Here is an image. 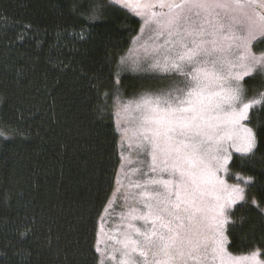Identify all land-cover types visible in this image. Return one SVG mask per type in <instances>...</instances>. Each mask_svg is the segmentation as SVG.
Listing matches in <instances>:
<instances>
[{
	"label": "snow or ice",
	"instance_id": "snow-or-ice-1",
	"mask_svg": "<svg viewBox=\"0 0 264 264\" xmlns=\"http://www.w3.org/2000/svg\"><path fill=\"white\" fill-rule=\"evenodd\" d=\"M111 3L131 7L143 17L141 33L150 28L152 44L142 47L146 70L156 74L152 77L156 83L130 99H122L117 90L112 94L113 105H98V111L114 109L126 125H133L118 128L121 140L128 141L135 155L144 157L137 160L139 167L125 174L127 184L118 179L119 199H109L104 207L102 220L115 213L121 223L111 229V247L101 250L97 243L98 264H264L260 248L242 256L227 251L230 217L226 208L247 201L240 183L227 185L216 175L227 172L229 148L248 162L264 149V141L253 129L241 124L249 119V110L264 106V91L249 97L243 83L256 73L264 87V52L252 50L253 41L264 38V0ZM102 7L92 0L87 8L90 14L84 18L96 19ZM79 38H85L83 32ZM119 68L127 70L124 57ZM132 70H140L139 61H134ZM236 179L253 183L251 176ZM220 191H227V198ZM8 198L5 194L4 199ZM251 204L264 216V208L255 199ZM8 220L0 214V224ZM16 233L0 242V264H77L76 256L82 254L71 235L58 243L61 237L52 228L32 243L34 227L18 226Z\"/></svg>",
	"mask_w": 264,
	"mask_h": 264
},
{
	"label": "trees",
	"instance_id": "trees-1",
	"mask_svg": "<svg viewBox=\"0 0 264 264\" xmlns=\"http://www.w3.org/2000/svg\"><path fill=\"white\" fill-rule=\"evenodd\" d=\"M90 2L0 0V130L5 133L0 136V214L9 218L0 224V242L11 240L25 224L35 228L29 243L52 228L61 237L58 243L65 235L78 241L77 264H98L101 216L114 193L119 199L121 165L134 153L121 140V117L114 109L98 111V105H113L117 90L130 99L156 83L133 71L129 58L141 17L131 7L94 0L103 7L88 21ZM256 48L264 52V40ZM121 57L127 70L118 69ZM261 79L257 74L245 79L250 97L264 91ZM248 123L264 141V106L252 109ZM262 157L264 149L252 162L239 154L231 161L233 173L253 177L247 203L230 215L233 254L264 251V216L251 204L255 199L264 207ZM106 218L112 221L115 213Z\"/></svg>",
	"mask_w": 264,
	"mask_h": 264
},
{
	"label": "rangeland",
	"instance_id": "rangeland-1",
	"mask_svg": "<svg viewBox=\"0 0 264 264\" xmlns=\"http://www.w3.org/2000/svg\"><path fill=\"white\" fill-rule=\"evenodd\" d=\"M156 11H159V9H155ZM136 13V11H135ZM141 17V16H140ZM142 19V26H143V17H141ZM151 31H150V28L148 27H145L144 28V31L143 33L139 32V36H140V39H136L134 41V45H133V48L130 49L129 51V58H130V62L132 63V66H133V63L134 61H139V72L143 73V74H147L148 77H153L154 75H156L155 73L151 72V71H148L146 70L147 69V62H146V56H145V52H144V48L142 47V45H144L146 42L148 45H151L152 44V41H150L148 39V37L151 35ZM264 40V38H258L256 41H253V44H252V50L254 52H256L257 54H259L261 51L260 50H257L256 48V45L259 41H262ZM263 48V46H262ZM259 51V52H258ZM236 70H239V68H237ZM256 74V73H253V75ZM247 77L244 78V81ZM243 81L244 85H245V82ZM249 96V95H248ZM250 97V96H249ZM252 109L249 110V116H250V113H251ZM249 120V119H248ZM248 120H244V121H241V124L242 125H245L247 127H251V125L248 123ZM132 127L133 125H124L122 126L121 128L123 127ZM253 129V128H252ZM253 131L255 132V130L253 129ZM131 132L129 133V136L131 137ZM127 145H128V141L126 140L125 142ZM132 143L135 144V139L133 138L132 140ZM129 147V145H128ZM129 150L135 152L134 148H129ZM229 152L231 154V159L228 161V164H227V172L221 170L220 172H218L216 175L220 177V179H223L227 185H232V184H236V183H240L242 187L245 188V191H246V188L248 185L250 184H246L245 182L243 181H239L236 179V176H243V177H247V176H244V175H241V174H235L231 171V161L234 157V155L236 154H239V155H243L241 153H237L234 149L232 148H229ZM144 157L143 156H137L135 155L134 153L130 154V157L127 158V160L125 159V162H124V167L122 168L121 167V170H120V179H121V183L123 184H127L128 181L125 179V174L129 173V169L130 168H135V167H139L140 165L137 163V160H143ZM132 161V163H129V161ZM133 180H136V179H139V176H132L131 177ZM166 178V177H165ZM219 195H221L222 197L224 198H227V196L229 195V193L227 191H220L219 192ZM245 195V193H244ZM115 199V198H113ZM244 201H237L235 204H232L230 208H226V215L228 217L231 218V212L234 210V208L243 203ZM264 208V207H263ZM230 222V220H229ZM121 223L119 221V219H112V221H110V218H106L105 220L103 219V222L101 224V229H100V233H99V247L101 248V250H103L106 246L107 247H111L112 246V241L109 240V236L110 235H113V233L111 232V229L114 227L115 224H119ZM110 225V227L108 228V226ZM228 225L229 223L226 225V235L228 236ZM227 247V251L231 253L230 249H229V243L226 245ZM233 256H242V255H247V254H233L231 253ZM261 259H264V251L262 250V255L260 257ZM106 264H107V261H106ZM112 264H115V262H112Z\"/></svg>",
	"mask_w": 264,
	"mask_h": 264
}]
</instances>
